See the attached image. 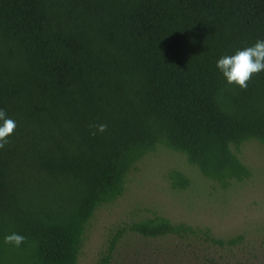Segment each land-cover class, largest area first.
I'll list each match as a JSON object with an SVG mask.
<instances>
[{"label": "trees", "instance_id": "1", "mask_svg": "<svg viewBox=\"0 0 264 264\" xmlns=\"http://www.w3.org/2000/svg\"><path fill=\"white\" fill-rule=\"evenodd\" d=\"M258 40L264 0H0V110L16 122L0 149V264H77L95 209L159 145L222 188L249 179L232 147L264 144V71L241 90L216 63ZM125 231L244 240L155 214L118 230L100 264Z\"/></svg>", "mask_w": 264, "mask_h": 264}, {"label": "rangeland", "instance_id": "2", "mask_svg": "<svg viewBox=\"0 0 264 264\" xmlns=\"http://www.w3.org/2000/svg\"><path fill=\"white\" fill-rule=\"evenodd\" d=\"M232 148L252 174L227 188L204 178L183 154L162 145L144 155L127 173L123 192L95 209L77 264H100L118 230L155 214L208 228L214 237L242 234L244 240L220 247L198 235L149 238L125 231L108 264H264V144L249 140ZM173 169L189 178L187 188H171L167 174Z\"/></svg>", "mask_w": 264, "mask_h": 264}, {"label": "clouds", "instance_id": "3", "mask_svg": "<svg viewBox=\"0 0 264 264\" xmlns=\"http://www.w3.org/2000/svg\"><path fill=\"white\" fill-rule=\"evenodd\" d=\"M216 68L222 73L229 85H235L241 90L248 88V82L253 75L264 71V40H258L251 47L237 51L234 55L221 57ZM0 149H4L10 143L9 137L15 132L16 122L7 118L6 112L0 110ZM96 132L103 133L107 130L106 124L93 126ZM25 240V237L12 233L5 237V243L13 244L19 247Z\"/></svg>", "mask_w": 264, "mask_h": 264}]
</instances>
